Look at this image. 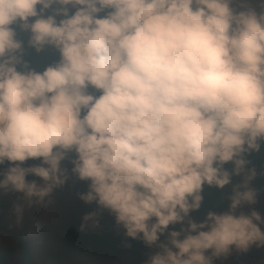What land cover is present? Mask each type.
Listing matches in <instances>:
<instances>
[{
	"label": "rangeland",
	"instance_id": "rangeland-1",
	"mask_svg": "<svg viewBox=\"0 0 264 264\" xmlns=\"http://www.w3.org/2000/svg\"><path fill=\"white\" fill-rule=\"evenodd\" d=\"M36 1L0 0V26L13 25L19 6L30 7ZM205 1L182 0L170 9L154 7L149 1L118 0L114 15H104L95 2H76L42 22L32 23L30 31L57 35L63 31L67 16L76 12L84 17V37L96 48L103 68L166 97L180 91L185 104L193 92L179 88L175 76L183 53L191 48L190 31L207 24ZM216 18V32L223 40L205 46L201 59L208 65L206 80L215 79L224 86L234 84L240 89L243 97H226L245 108L236 126L242 130L250 124L258 125L264 132V0H231L225 9L216 12ZM67 44L72 55L77 56L75 44ZM49 103L54 117L35 119L21 134L22 141L38 145L53 138L60 145L66 143V107L68 103L76 104L86 118L99 122L95 149L109 160L115 159L118 139H134L140 128H150L149 136L152 134L154 139L146 170L150 180L144 185L113 183L96 169L91 157L77 158L66 168L59 167L56 161H43L38 185L27 193L20 184L23 157L10 154V169L6 177L0 176V202H9L5 212L9 230L8 234L0 232V251L13 246L18 237H25L35 264H41L48 253L59 256L63 264L80 259L97 264H135L132 254L114 258L91 255L64 240L63 233L72 219L81 220L91 230H101L110 229L116 215L136 219L143 230V241L153 249L173 244L171 235L152 229V204L180 196L184 187L209 176V172L198 171L192 156L178 148L180 133L187 132L180 115L168 114L120 87L103 88L94 79L66 86L61 96ZM195 120L198 124L205 122L200 115ZM228 170L226 163L221 175ZM249 180V172L241 171L238 188L246 198L243 211L226 213L204 224L185 219L187 244L184 257L175 264H264V194H256Z\"/></svg>",
	"mask_w": 264,
	"mask_h": 264
},
{
	"label": "trees",
	"instance_id": "trees-1",
	"mask_svg": "<svg viewBox=\"0 0 264 264\" xmlns=\"http://www.w3.org/2000/svg\"><path fill=\"white\" fill-rule=\"evenodd\" d=\"M85 1L95 2L104 15H114L118 0H37L33 6H19L13 25L0 26V176L9 171V155H20L24 160L20 184L27 193L33 192L41 162L56 161L59 167L66 168L77 158L92 157L96 169L113 183L149 182L146 170L154 143L149 127L140 128L134 139H118L115 159L109 160L95 150L99 123L84 119L78 106L68 103L63 130L66 143L60 145L53 138L38 145L22 141L21 134L35 119L54 117L49 100L58 99L63 87L68 85L94 79L103 88L120 87L168 114L180 115L187 124V132L180 133L178 148L192 156L198 171L209 172V176L184 187L180 196L152 204V229L158 234L171 235L174 243L153 249L143 241L139 222L126 215L114 216L110 229L101 230H91L81 220L72 219L63 233L68 244L91 255L114 258L132 254L136 257L135 264H175L184 257L187 244L185 219L204 224L226 213L244 210L246 198L238 188L241 171L249 172L247 182L250 186L252 183L253 191L264 194V132L258 125L250 124L242 130L236 126L241 118L239 113H244L245 108L226 97L242 96L240 89L234 84L224 86L215 79L206 80L204 72L208 65L201 59L206 45L223 40L216 32V12L225 9L231 0H206L203 4L206 26L190 31L191 48L183 53L175 76L179 88L193 92L194 96L185 104L180 91L166 97L154 88L103 68L96 48L84 37V17L76 12L67 16L63 31L57 35L30 31L32 23L42 22L76 2ZM142 1L173 9L182 0ZM69 41L75 44L77 56L69 51ZM197 115L203 116L205 122L198 124ZM226 163L229 170L221 175ZM8 208L9 202L1 201L0 232L5 234L9 230L5 213ZM15 240L13 246L0 251V264H35L29 241L25 237ZM41 264L63 263L59 256L48 253ZM74 264L97 263L80 259Z\"/></svg>",
	"mask_w": 264,
	"mask_h": 264
},
{
	"label": "clouds",
	"instance_id": "clouds-1",
	"mask_svg": "<svg viewBox=\"0 0 264 264\" xmlns=\"http://www.w3.org/2000/svg\"><path fill=\"white\" fill-rule=\"evenodd\" d=\"M65 87H63V89H64ZM63 89H62V91H61V94H62V92H63ZM126 91V90H125ZM61 94H60V96H61ZM67 105V104H66ZM78 106V105H77ZM78 110L81 112V110H80V108H79V106H78ZM81 114H82V112H81ZM82 116L84 117V119H86V120H89V121H93V120H91L90 118H86L83 114H82ZM94 122H96V121H94ZM99 123V122H98ZM99 132H100V124H99ZM105 136H106V134H104V135H102V142H103V144H105ZM98 140H99V133H98V139H97V141H96V143L98 144ZM96 145V144H95ZM96 150V149H95ZM97 151V150H96ZM97 153H99V151H97ZM100 154V153H99ZM92 158V157H91ZM41 164V163H40ZM10 169V168H9ZM39 169H40V166H39ZM2 177H6L5 175L4 176H2ZM38 179H39V176H38ZM37 185H38V183H37ZM23 186V185H22ZM37 187V186H36ZM23 189H24V191L26 190V187L25 186H23ZM1 203V202H0Z\"/></svg>",
	"mask_w": 264,
	"mask_h": 264
}]
</instances>
